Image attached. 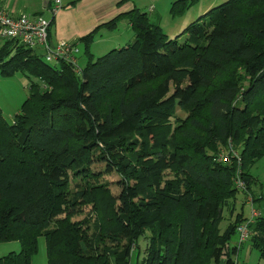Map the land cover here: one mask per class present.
Returning a JSON list of instances; mask_svg holds the SVG:
<instances>
[{
	"label": "trees",
	"instance_id": "16d2710c",
	"mask_svg": "<svg viewBox=\"0 0 264 264\" xmlns=\"http://www.w3.org/2000/svg\"><path fill=\"white\" fill-rule=\"evenodd\" d=\"M123 16L125 45L94 56L98 28L77 39L80 71L3 38L0 74L29 86L11 121L0 108V242L20 247L0 264H30L39 236L46 264H129L143 237L136 264H237L243 242L231 237L248 217L234 213L236 195L261 198L250 169L264 155V0H225L173 38L136 7ZM229 145L239 161H217ZM111 172L118 194L101 179ZM248 228L264 260V214Z\"/></svg>",
	"mask_w": 264,
	"mask_h": 264
},
{
	"label": "rangeland",
	"instance_id": "374dc122",
	"mask_svg": "<svg viewBox=\"0 0 264 264\" xmlns=\"http://www.w3.org/2000/svg\"><path fill=\"white\" fill-rule=\"evenodd\" d=\"M137 4L141 6V9L147 13L148 18L155 24L158 22L163 31L169 38L175 37L179 34L191 21L197 19L204 14L209 8L225 1V0H184L188 3V6L181 13L172 15L170 13V5L174 0H135ZM107 30H104L103 36L107 35ZM99 36V35H98ZM97 36L96 40L91 45V52L94 56L104 54L114 48L121 47L129 42L133 36L132 32H128L123 26H120L115 32V37L112 40H117V45H112L111 40H100ZM107 37V36H106ZM114 42V41H113ZM3 43V38L0 37V46ZM78 64L82 66L87 58L80 48V52L77 54ZM28 77L21 72H17L11 76H2L0 74V108L2 115L6 120L11 121L13 115L19 112L23 101L28 96ZM177 114L183 116V112L177 109ZM102 167L98 164L95 171H98ZM251 175L254 177V183L252 189L255 193H260L261 198L253 202L252 205L246 203L245 196L241 191L236 195V201L234 203L235 212L242 211L244 216L249 217L251 215V209H255L259 214H264V155L258 158L250 169ZM102 180L109 182L111 191L113 194H118L120 187L116 184L119 176L115 172L103 174ZM89 211V207H84L83 210L75 215L73 218L78 219L83 217ZM224 219L220 223V230L222 231L229 220L227 210H224ZM238 243V235L234 234L231 237V244ZM147 245V239L141 238L138 241L137 247H135L131 253L129 264H136L137 255L140 258L143 257L145 247ZM19 243L17 241L0 242V256L7 254L10 251L19 250ZM234 260L237 264H264V260L258 258L257 250L253 249L249 241H244L238 249L237 255H234ZM30 264H46L45 243L44 237H38V249L32 256Z\"/></svg>",
	"mask_w": 264,
	"mask_h": 264
},
{
	"label": "crops",
	"instance_id": "0c3cea01",
	"mask_svg": "<svg viewBox=\"0 0 264 264\" xmlns=\"http://www.w3.org/2000/svg\"><path fill=\"white\" fill-rule=\"evenodd\" d=\"M52 3V0H12L8 2V7L14 14L42 15L52 21L49 28V38L52 43H58L59 41L77 43L79 37L98 28L93 41L99 35L100 40L106 38V40H111V43H114L112 45H117L119 42L112 39L120 26H123L129 33L132 32L134 34L131 24L123 14L133 7L145 12L135 0H61L62 7L53 15L50 12ZM119 15L122 16L117 20L115 27L111 29L104 26L99 27ZM150 22L152 21L150 20ZM156 24L159 25L158 22ZM104 30L108 32L107 37L103 36ZM77 46L80 52L82 45L77 43Z\"/></svg>",
	"mask_w": 264,
	"mask_h": 264
},
{
	"label": "built area",
	"instance_id": "2783aa9c",
	"mask_svg": "<svg viewBox=\"0 0 264 264\" xmlns=\"http://www.w3.org/2000/svg\"><path fill=\"white\" fill-rule=\"evenodd\" d=\"M12 0H0V37L14 39L32 48H41L44 52L45 60L52 62L58 59H64L78 67L77 54L79 48L75 42L59 41L52 43L48 37L49 20L42 15H29L25 13L14 14L8 7V2ZM50 7L51 14H56L62 7L61 0H52ZM215 159L219 162L230 163L233 159L239 161V154L229 145L228 150L221 149ZM234 184L239 189H244V183L240 178L239 170L234 177ZM246 203L253 204L250 194H246ZM259 213L251 209V215L248 219L237 226L238 243L248 239L250 231L248 224Z\"/></svg>",
	"mask_w": 264,
	"mask_h": 264
},
{
	"label": "water",
	"instance_id": "95a60500",
	"mask_svg": "<svg viewBox=\"0 0 264 264\" xmlns=\"http://www.w3.org/2000/svg\"><path fill=\"white\" fill-rule=\"evenodd\" d=\"M218 264H225L224 260H221Z\"/></svg>",
	"mask_w": 264,
	"mask_h": 264
}]
</instances>
